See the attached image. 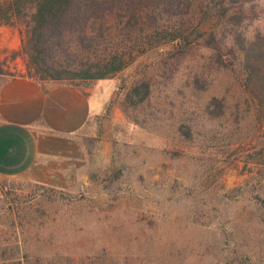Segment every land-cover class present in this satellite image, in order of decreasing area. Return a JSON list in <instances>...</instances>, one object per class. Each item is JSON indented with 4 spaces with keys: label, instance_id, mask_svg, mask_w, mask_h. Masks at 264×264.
<instances>
[{
    "label": "rangeland",
    "instance_id": "374dc122",
    "mask_svg": "<svg viewBox=\"0 0 264 264\" xmlns=\"http://www.w3.org/2000/svg\"><path fill=\"white\" fill-rule=\"evenodd\" d=\"M194 10L190 32L216 29ZM23 32L0 26L8 76H26ZM246 32L249 81L218 67L201 39L183 54L171 44L133 53L122 72L83 87L96 112L47 155L46 182L0 183V264H264V20ZM141 81L149 99L124 106ZM214 97L218 118L204 110Z\"/></svg>",
    "mask_w": 264,
    "mask_h": 264
},
{
    "label": "trees",
    "instance_id": "16d2710c",
    "mask_svg": "<svg viewBox=\"0 0 264 264\" xmlns=\"http://www.w3.org/2000/svg\"><path fill=\"white\" fill-rule=\"evenodd\" d=\"M262 1L0 0V26L15 21L23 25L20 52L27 58L25 77L39 83L64 84L84 92L83 87L122 72L133 53L171 44L183 54L201 39L215 51L218 67L232 72L243 68L249 81L257 69L245 63L247 47L240 39L246 37L249 25L264 20ZM192 10L201 25L214 21L216 29L208 34L190 32L186 19ZM111 15L120 18L113 27L108 26ZM0 75L8 76L1 63ZM150 92L148 82L134 83L123 104L136 108L149 99ZM204 110L210 118H218L224 114V104L214 97ZM178 131L185 139L192 136L186 124Z\"/></svg>",
    "mask_w": 264,
    "mask_h": 264
},
{
    "label": "crops",
    "instance_id": "0c3cea01",
    "mask_svg": "<svg viewBox=\"0 0 264 264\" xmlns=\"http://www.w3.org/2000/svg\"><path fill=\"white\" fill-rule=\"evenodd\" d=\"M96 109L72 86L0 75V183L46 182L47 155L82 131Z\"/></svg>",
    "mask_w": 264,
    "mask_h": 264
}]
</instances>
